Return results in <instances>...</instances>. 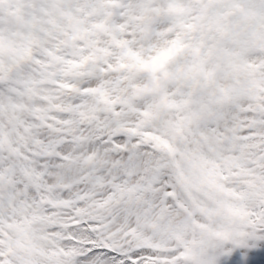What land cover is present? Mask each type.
Returning a JSON list of instances; mask_svg holds the SVG:
<instances>
[{"label":"snow or ice","instance_id":"snow-or-ice-1","mask_svg":"<svg viewBox=\"0 0 264 264\" xmlns=\"http://www.w3.org/2000/svg\"><path fill=\"white\" fill-rule=\"evenodd\" d=\"M0 264H264V0H0Z\"/></svg>","mask_w":264,"mask_h":264}]
</instances>
